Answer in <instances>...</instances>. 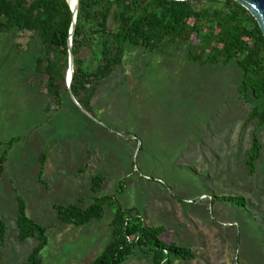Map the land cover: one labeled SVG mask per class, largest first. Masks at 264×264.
I'll use <instances>...</instances> for the list:
<instances>
[{
  "label": "rangeland",
  "instance_id": "374dc122",
  "mask_svg": "<svg viewBox=\"0 0 264 264\" xmlns=\"http://www.w3.org/2000/svg\"><path fill=\"white\" fill-rule=\"evenodd\" d=\"M38 53L29 31L0 35V141L19 138L8 150L0 187L3 264H26L38 244L19 237V196L28 215L48 228L44 264L93 262L112 240L115 205L80 227L61 222L54 205L90 206L99 174L106 178L100 196L124 184L116 194L124 207L138 208L147 225L166 228L163 241L194 250L196 258L177 264H264V128L251 175L246 152L256 122L244 127L252 107L264 109V101L241 99L244 71L237 62L190 61L183 43L156 52L127 44L123 63L100 85L92 119L70 94L58 111H47L49 97L35 72ZM86 59L94 69L90 51ZM6 151L0 145V157ZM214 195L237 200L213 203ZM151 262V253L138 247L124 264Z\"/></svg>",
  "mask_w": 264,
  "mask_h": 264
},
{
  "label": "trees",
  "instance_id": "16d2710c",
  "mask_svg": "<svg viewBox=\"0 0 264 264\" xmlns=\"http://www.w3.org/2000/svg\"><path fill=\"white\" fill-rule=\"evenodd\" d=\"M211 5L198 7L193 0H80L77 23L71 38L74 13L68 0H0V35L29 31L39 45L35 72L49 97L48 112L63 106V96L69 94V44L75 56L73 93L80 104L94 114L93 100L102 81L112 75L124 61L126 46H142L156 52L166 43L187 45L190 61L207 64L237 62L244 71L239 88L241 99L252 103L264 101V34L257 20L234 0H208ZM73 5L76 0H72ZM112 21V22H111ZM92 53L97 65L90 69L86 59ZM256 122L254 142L246 152L249 174L256 173V163L262 156L258 130L264 128V109L254 105L244 127ZM18 137L6 144L0 157V187L8 160V150ZM46 150L41 155L43 169ZM105 176L93 178L94 202L83 207L78 204H55L60 221L84 226L101 220L107 205H115L111 223L112 240L96 259L88 264H124L140 247L151 253L150 264H177L178 259H194L196 253L188 246L167 243L161 239L166 228L149 226L136 207L126 208L115 194L100 196ZM245 198H238L244 201ZM18 227L20 239L34 238L38 244L26 264H44L42 252L49 244L48 228L27 213L26 201L19 196ZM234 197H212L215 201H236ZM242 203V202H240ZM7 225L0 222V264H3Z\"/></svg>",
  "mask_w": 264,
  "mask_h": 264
},
{
  "label": "water",
  "instance_id": "95a60500",
  "mask_svg": "<svg viewBox=\"0 0 264 264\" xmlns=\"http://www.w3.org/2000/svg\"><path fill=\"white\" fill-rule=\"evenodd\" d=\"M177 1H188V0H177ZM234 1L240 3L243 7H245L253 15V17L257 20V22H258V24H259V26L262 29L263 34H264V0H234ZM68 3L70 4L69 0H68ZM79 5H80V0H76V3L73 6L70 4V7L74 13V19H73V23H72V27H71V31H70L71 38H72V35H73L75 27H76V23H77ZM69 53H70L69 69L67 72V85L69 88V94H70L71 98L73 99V101L75 102V104L86 115H88L92 119H96L95 115L88 112L80 104V102L77 100L76 96L73 93L72 83H73L74 75H75V66H74L75 65V56H74L73 51H72V40L70 41V44H69Z\"/></svg>",
  "mask_w": 264,
  "mask_h": 264
},
{
  "label": "bare ground",
  "instance_id": "6f19581e",
  "mask_svg": "<svg viewBox=\"0 0 264 264\" xmlns=\"http://www.w3.org/2000/svg\"><path fill=\"white\" fill-rule=\"evenodd\" d=\"M69 1H70V4L73 6L72 0H69Z\"/></svg>",
  "mask_w": 264,
  "mask_h": 264
}]
</instances>
